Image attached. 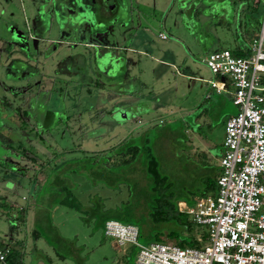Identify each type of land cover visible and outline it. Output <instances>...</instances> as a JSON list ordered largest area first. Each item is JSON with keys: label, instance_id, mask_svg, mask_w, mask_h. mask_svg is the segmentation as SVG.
I'll return each instance as SVG.
<instances>
[{"label": "rangeland", "instance_id": "obj_1", "mask_svg": "<svg viewBox=\"0 0 264 264\" xmlns=\"http://www.w3.org/2000/svg\"><path fill=\"white\" fill-rule=\"evenodd\" d=\"M212 1L209 9L203 0H0V239L24 264H135L137 247L117 244L83 212L97 203L101 217L147 222L151 201L142 202L131 169L100 166L122 139L162 138L165 173L215 161L236 106L209 87L218 78L203 59L236 46L239 6ZM242 18L239 32L252 38ZM61 186L80 211L57 203Z\"/></svg>", "mask_w": 264, "mask_h": 264}, {"label": "built area", "instance_id": "obj_2", "mask_svg": "<svg viewBox=\"0 0 264 264\" xmlns=\"http://www.w3.org/2000/svg\"><path fill=\"white\" fill-rule=\"evenodd\" d=\"M165 39L164 34H159ZM246 57L228 49L212 51L203 62L218 80H209L216 92L232 87L234 114L224 122L219 174L214 195L194 198L185 212L206 233L202 247H181L171 241L137 243V227L114 219L103 233L122 245L137 247L135 264H264V14L258 33L248 42ZM6 249L0 247V262Z\"/></svg>", "mask_w": 264, "mask_h": 264}, {"label": "trees", "instance_id": "obj_3", "mask_svg": "<svg viewBox=\"0 0 264 264\" xmlns=\"http://www.w3.org/2000/svg\"><path fill=\"white\" fill-rule=\"evenodd\" d=\"M203 1L207 3V7L209 9L210 5L214 4L212 0ZM214 1L220 3H223L222 1H224L237 4L239 6V16L236 24V40L239 44L234 46L232 49H225L230 50L235 56L246 57L249 54V50L243 47L244 42L241 40L246 38V36H242L239 32L241 17H243V29L245 33L248 34L250 31H256V33L253 34L256 35L259 31L264 14V0ZM215 24H220V22L216 21ZM260 82L263 83V80L260 79ZM49 112L50 111H47V113ZM22 113L25 114L24 110ZM20 123L25 125L24 121H20L19 124ZM173 134V131L170 130L165 136L170 139V137H173ZM162 142V138H159L156 141H150L147 138H144L143 146H140L131 139H122L108 149L109 154L102 157L100 166L103 167V170H111L113 168L119 169L123 167L130 168V173L126 175L130 176L135 183L144 187H142L143 191L140 196L142 202L143 197L148 198L151 201L148 209H144L147 222L141 223L139 226L135 225L137 227L136 241L143 240V236L145 234L144 232L147 230V232H149L148 237L145 240L147 243L167 240L174 242L176 245L181 247H199L206 241L204 228L195 224L185 212L180 211L178 209L177 202L184 200L188 204H192L193 197L195 196L200 197L214 195L216 191L215 179L219 174V167L205 161H201L198 165H191L190 167L183 165V168H181L180 171L177 170L179 167L178 165L172 170L169 168L171 171L165 173L159 164L160 157L158 155ZM16 145L21 148V143L18 142ZM153 151L156 153H153ZM84 155L91 158L89 166L93 167L95 164H98L97 161L93 159L95 153L85 152ZM112 155L116 156L118 160H110ZM33 158L30 155L28 157L29 160H33ZM16 165L17 164H15V166ZM39 165V170H41V166H44V163L39 162ZM10 167L6 169L10 171ZM136 171L141 173V178L143 179L142 183H140L136 178L131 177V174ZM90 173L97 175L100 174V171L91 170ZM53 182L58 184L61 182V179L59 177H55ZM179 188L187 189L186 192L188 194L184 197V199L174 196L173 190L175 189L179 191ZM60 192H62V196L58 198V204L77 211L81 210L79 203L73 198L68 186H61ZM18 211V218L16 216L15 219L23 218V208L20 207ZM83 212L87 216H95L100 226H102V230L104 222L110 219L101 217L103 214L99 211V205L97 203ZM33 233H37L36 230H34ZM0 247L6 249L7 251L3 260L4 264H24L23 253L21 251L12 247L2 239H0Z\"/></svg>", "mask_w": 264, "mask_h": 264}, {"label": "crops", "instance_id": "obj_4", "mask_svg": "<svg viewBox=\"0 0 264 264\" xmlns=\"http://www.w3.org/2000/svg\"><path fill=\"white\" fill-rule=\"evenodd\" d=\"M255 36V35H254ZM253 36V37H254ZM252 37V38H253ZM252 38H243V39H241L243 42H244V45H243V47L246 49V46H247V44H248V42L252 39ZM236 42H237V44H236V46L239 44L238 43V41L236 40ZM213 80V79H212ZM209 84V83H208ZM263 85H264V83H262ZM209 87H210V85H209ZM210 88H212V87H210ZM213 90H214V88H212ZM215 91V90H214ZM216 92V91H215ZM216 93H218V94H221V93H224V94H226L230 99H231V96H232V87L230 86V85H227L226 86V88H225V90H222L221 92H216ZM236 111V110H235ZM235 111L232 113V114H234L235 113ZM232 114H228V115H226L225 116V119L228 117V116H230V115H232ZM200 116H195V120L196 121H199L200 120ZM225 119H224V121H223V131H224V122H225ZM203 121V120H202ZM222 139H223V136H222ZM221 152H222V141H221V149H220V152L218 153V156H217V158L215 159V161H213L212 163L210 162V164H213V165H215V166H217L218 167V157L220 156V154H221ZM196 197H198V196H195V197H193V198H196ZM194 200V199H193Z\"/></svg>", "mask_w": 264, "mask_h": 264}, {"label": "flooded vegetation", "instance_id": "obj_5", "mask_svg": "<svg viewBox=\"0 0 264 264\" xmlns=\"http://www.w3.org/2000/svg\"><path fill=\"white\" fill-rule=\"evenodd\" d=\"M99 3H101V0H100V2ZM108 5H109V3H103V6L102 7H104L105 9H107V10H109L108 9ZM101 7V8H102ZM103 9V8H102ZM105 9H103V10H105ZM101 17V16H100ZM102 18V17H101ZM105 18V17H104ZM38 84H39V82H38ZM49 115V113H47V111H46V114H45V118L47 117Z\"/></svg>", "mask_w": 264, "mask_h": 264}, {"label": "water", "instance_id": "obj_6", "mask_svg": "<svg viewBox=\"0 0 264 264\" xmlns=\"http://www.w3.org/2000/svg\"><path fill=\"white\" fill-rule=\"evenodd\" d=\"M124 116V115H123Z\"/></svg>", "mask_w": 264, "mask_h": 264}]
</instances>
